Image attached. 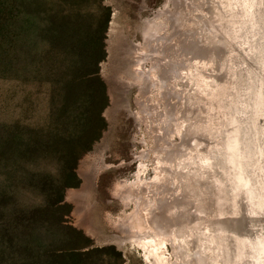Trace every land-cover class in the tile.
Segmentation results:
<instances>
[{
  "label": "rangeland",
  "instance_id": "obj_1",
  "mask_svg": "<svg viewBox=\"0 0 264 264\" xmlns=\"http://www.w3.org/2000/svg\"><path fill=\"white\" fill-rule=\"evenodd\" d=\"M99 4L109 12L96 73L104 128L75 164L63 221L89 247L113 246L119 264H253L246 238L224 248L213 226L238 217L240 194L264 217V146L245 141L264 66V0ZM30 93L0 83V120Z\"/></svg>",
  "mask_w": 264,
  "mask_h": 264
},
{
  "label": "trees",
  "instance_id": "obj_2",
  "mask_svg": "<svg viewBox=\"0 0 264 264\" xmlns=\"http://www.w3.org/2000/svg\"><path fill=\"white\" fill-rule=\"evenodd\" d=\"M99 3L0 0V83L31 88L0 120V264H119L113 246L90 248L63 221L75 164L104 128Z\"/></svg>",
  "mask_w": 264,
  "mask_h": 264
},
{
  "label": "water",
  "instance_id": "obj_3",
  "mask_svg": "<svg viewBox=\"0 0 264 264\" xmlns=\"http://www.w3.org/2000/svg\"><path fill=\"white\" fill-rule=\"evenodd\" d=\"M249 94H251L250 99L253 95V99L250 107L248 106V108L245 110L248 113V118H246V127H248L249 130L253 129L254 133L253 136H250L251 134L247 135L245 141L248 143L251 139H253L255 142L259 141V143L264 146V66L262 67V71L259 73V76L254 80L252 93ZM249 147L250 146H248V148ZM248 151L249 150L246 149L245 153L247 154ZM244 163L249 166L252 164V161L251 159H248L244 161ZM240 180H244V176H242ZM239 196L243 198L245 203L242 208H238V217L229 223L220 221L217 222V224H214L215 226H212L214 230H217V233H222L218 234L220 235L219 237L223 238V240L220 242L222 247L226 248V239L230 240L231 242L233 240L235 246V244H238V240L246 238L244 244L246 245L245 255L248 257L247 262H249L251 257H254L253 264H264V253H262L263 257H261V255L259 257L256 256L257 246L261 248V244L264 241V236H262L264 231V217L258 215L261 208L252 207L253 205H251V203L249 202L250 197L248 198L243 194H240ZM247 242H250L251 248L248 247L247 244L249 243ZM229 252L231 253V248ZM222 260L223 259H221V261ZM230 260L232 261V257Z\"/></svg>",
  "mask_w": 264,
  "mask_h": 264
},
{
  "label": "bare ground",
  "instance_id": "obj_4",
  "mask_svg": "<svg viewBox=\"0 0 264 264\" xmlns=\"http://www.w3.org/2000/svg\"><path fill=\"white\" fill-rule=\"evenodd\" d=\"M242 147H243V146H242ZM72 192H74V191H71V190H70L69 194L74 195ZM75 193H76V191H75ZM252 218H253V217H252ZM247 243H250V242H247ZM218 246H219V244H218ZM218 246H217V245H213V248H212V247H211V248H212V250H214V252H218V249H219ZM209 249H210V248H209ZM212 250H211V251H212ZM147 253H148V255H150V256L152 255V254H150V252H146V254H147ZM197 253H198V252H197ZM211 253H212V252H211ZM198 255H201V253H200V254L198 253ZM211 255H212V254H211ZM236 259H238V258H236ZM203 263H204V262H203ZM200 264H201V263H200Z\"/></svg>",
  "mask_w": 264,
  "mask_h": 264
}]
</instances>
